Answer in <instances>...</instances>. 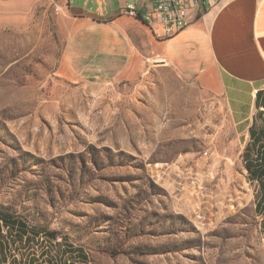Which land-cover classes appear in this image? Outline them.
Here are the masks:
<instances>
[{
  "label": "rangeland",
  "instance_id": "obj_1",
  "mask_svg": "<svg viewBox=\"0 0 264 264\" xmlns=\"http://www.w3.org/2000/svg\"><path fill=\"white\" fill-rule=\"evenodd\" d=\"M67 31L49 0H0V210L35 235L1 232L0 264H264V183L222 98L142 53L68 82Z\"/></svg>",
  "mask_w": 264,
  "mask_h": 264
},
{
  "label": "crops",
  "instance_id": "obj_2",
  "mask_svg": "<svg viewBox=\"0 0 264 264\" xmlns=\"http://www.w3.org/2000/svg\"><path fill=\"white\" fill-rule=\"evenodd\" d=\"M142 0H59L51 4L68 25L58 75L71 83H107L130 76L145 54L155 69L194 77L219 95L243 150L263 144L264 0H214L198 19L171 37L124 15ZM141 33L150 43L135 48ZM140 44V43H139Z\"/></svg>",
  "mask_w": 264,
  "mask_h": 264
},
{
  "label": "built area",
  "instance_id": "obj_3",
  "mask_svg": "<svg viewBox=\"0 0 264 264\" xmlns=\"http://www.w3.org/2000/svg\"><path fill=\"white\" fill-rule=\"evenodd\" d=\"M49 1L55 4L59 0ZM213 4L214 0H142L139 7L134 2L127 3L124 15L160 32L163 37H171L188 27ZM0 224L4 232L6 228Z\"/></svg>",
  "mask_w": 264,
  "mask_h": 264
},
{
  "label": "trees",
  "instance_id": "obj_4",
  "mask_svg": "<svg viewBox=\"0 0 264 264\" xmlns=\"http://www.w3.org/2000/svg\"><path fill=\"white\" fill-rule=\"evenodd\" d=\"M262 111H263L262 113L264 114V105H263ZM261 135L264 139V119H263V131ZM253 152L254 154L252 156V153L249 149L246 148V150H244L243 162H244L245 169L248 172L249 177H251L253 180H259L262 183H264V142L263 144H260L259 147L256 148ZM0 223H2V227L7 229V232L10 229L17 226L19 230L18 234L20 235L19 240L23 241L24 243H29L31 236L35 237V235H32L29 233V230L26 224H24V222L20 220H16L8 212H4L0 210ZM1 232L2 230H1V224H0V255H1V252L5 251L8 245L7 243L8 239L6 240V238H2ZM47 235H50V234H47ZM50 239L55 240V238H52V236ZM78 255H80L79 252H78Z\"/></svg>",
  "mask_w": 264,
  "mask_h": 264
}]
</instances>
